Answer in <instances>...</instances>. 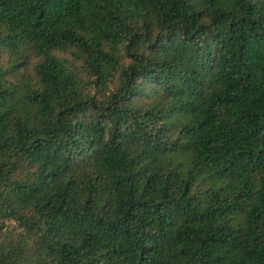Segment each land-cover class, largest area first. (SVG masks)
Listing matches in <instances>:
<instances>
[{"label":"trees","instance_id":"obj_1","mask_svg":"<svg viewBox=\"0 0 264 264\" xmlns=\"http://www.w3.org/2000/svg\"><path fill=\"white\" fill-rule=\"evenodd\" d=\"M0 264H264V0H0Z\"/></svg>","mask_w":264,"mask_h":264},{"label":"rangeland","instance_id":"obj_2","mask_svg":"<svg viewBox=\"0 0 264 264\" xmlns=\"http://www.w3.org/2000/svg\"><path fill=\"white\" fill-rule=\"evenodd\" d=\"M63 57L64 58H66L67 60H69V61H72L77 67H80L82 64H81V62L79 61V60H76V59H74L72 56H71V54H68V53H66V54H64L63 55ZM126 62H127V60H126ZM36 63V60L35 59H32L31 61H30V63H29V65L25 68V67H21V68H19L18 69V71H19V74H18V78H20V75L21 74H24V75H32V72H33V68H34V64ZM115 81V80H114ZM113 81V82H114ZM114 84H112L111 86H113Z\"/></svg>","mask_w":264,"mask_h":264}]
</instances>
